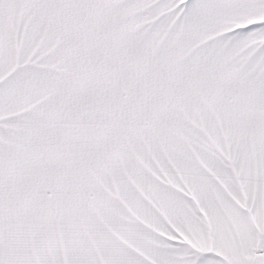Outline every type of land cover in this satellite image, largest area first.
I'll use <instances>...</instances> for the list:
<instances>
[{
  "label": "snow or ice",
  "instance_id": "6c2138e0",
  "mask_svg": "<svg viewBox=\"0 0 264 264\" xmlns=\"http://www.w3.org/2000/svg\"><path fill=\"white\" fill-rule=\"evenodd\" d=\"M0 264H264V0H0Z\"/></svg>",
  "mask_w": 264,
  "mask_h": 264
}]
</instances>
